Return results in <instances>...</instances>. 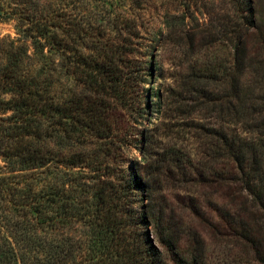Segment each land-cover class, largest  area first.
I'll return each mask as SVG.
<instances>
[{
  "label": "trees",
  "instance_id": "16d2710c",
  "mask_svg": "<svg viewBox=\"0 0 264 264\" xmlns=\"http://www.w3.org/2000/svg\"><path fill=\"white\" fill-rule=\"evenodd\" d=\"M218 1L204 29L228 37L229 67L153 91L165 76L140 41L150 0H0L15 28L0 34V264H264V13L177 0L161 29L184 33ZM171 111L195 114L194 158L147 127ZM175 171L223 192L207 222L218 253L154 198Z\"/></svg>",
  "mask_w": 264,
  "mask_h": 264
},
{
  "label": "rangeland",
  "instance_id": "374dc122",
  "mask_svg": "<svg viewBox=\"0 0 264 264\" xmlns=\"http://www.w3.org/2000/svg\"><path fill=\"white\" fill-rule=\"evenodd\" d=\"M255 1L257 11L263 14L264 0ZM118 2L125 3L131 8L129 0H118ZM150 3L151 9L142 10L143 12L140 14L139 20L146 26L142 30L143 39L140 41L143 45L151 46L156 75L162 74L165 77L163 80V78L156 76L151 80L152 83H147L144 87H152L154 91L162 86L163 81H165V84L174 83L178 77H187L191 70L210 68L216 71L217 68L221 70L220 65L223 68L229 67L231 50L228 37L222 34L216 36L214 31L204 29V24L209 18H214L217 14L222 13L223 8L220 5L223 2H219L216 5V10L214 13L211 12L212 14L207 12L204 7H200L197 10V14L189 16L188 20L186 18L185 24L183 23L179 27V30L184 31V33L177 32V34H167L165 30H162L161 21L166 18L159 16L165 13V7H168V10H171L173 14L176 13L178 8L177 0H150ZM177 20L179 21V19ZM188 26L189 32L187 34L185 30ZM0 34L2 36L7 34L14 36L15 28L13 24L11 22H0ZM187 35L193 38L191 45L188 44ZM216 85L213 83L211 88H215ZM155 101V98H152V103H155ZM194 116V113L185 112L178 114L171 111L168 116L161 117L158 112H154L151 120L147 123V127L148 129H152L154 126L158 127L160 129L159 135H161L166 144L174 145V148L179 149L185 158L188 155L194 158L195 140L194 137H191ZM133 155L136 156L135 162L139 166H143V160L136 150L132 151V153L130 152L128 157ZM128 165L130 164L128 163ZM184 167L185 169L187 168L185 165ZM161 178L165 179L162 175ZM163 180L164 194L155 191L154 198L156 201L161 200L162 195H164V197L169 199L166 202L173 208L176 214V221L180 222L181 229L190 232L193 228L202 232L209 250L212 245L215 248L208 223L209 219L215 218L213 208L220 201L218 195L221 197L223 192L214 186L204 187V184L199 182L194 184L196 179L186 185L182 184L181 176L177 171H175L174 178ZM192 184L194 185L191 186ZM137 201L140 203V199H137ZM142 203H144V200ZM226 247L230 248V250L226 248V251H233L231 243ZM215 250V253L219 252L218 247Z\"/></svg>",
  "mask_w": 264,
  "mask_h": 264
}]
</instances>
